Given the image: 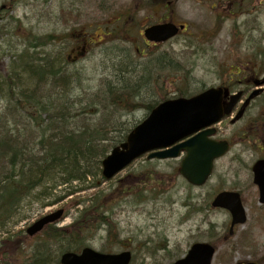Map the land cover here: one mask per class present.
Masks as SVG:
<instances>
[{"label":"rangeland","instance_id":"374dc122","mask_svg":"<svg viewBox=\"0 0 264 264\" xmlns=\"http://www.w3.org/2000/svg\"><path fill=\"white\" fill-rule=\"evenodd\" d=\"M137 1L0 0V7L6 6L0 22V76L7 73L14 59L12 55L24 51L32 36L40 37L39 41L43 42L48 34L61 35L70 28H76L77 34L87 32L91 34L90 37L101 35L99 38H102V35L112 31V18L119 20V12L127 10L129 6L137 7ZM224 5L227 11L231 7L226 0ZM221 7V0H176L177 19L189 23L187 35L185 33L159 47L147 48L144 44L147 48L144 56L141 55L143 29L140 27L155 22L157 13L150 10L138 12L136 17L139 23L131 32L125 33L122 27L117 28L123 36L109 35L99 41L86 57L69 68L79 72L83 87L89 91L95 90L102 77L115 70L119 60L141 75H147L151 67L157 68L153 81L147 80L152 87L142 90L143 93L150 91L145 102L159 101L160 94L163 93H169L173 97L183 90L193 93L206 86L216 85L222 79L223 58H231L236 53V41L240 40L246 45L249 43L248 37L255 38L264 33V15L261 25L254 16L248 17L247 14L239 17L234 12L220 18L218 14L220 15ZM63 10H74L80 14V18L71 21L67 27L62 18ZM222 20L223 25L216 35L217 23L222 24ZM244 20L246 23H242ZM106 21L107 26L98 30L92 28L93 24L102 26ZM86 23L92 25L87 26ZM202 31L208 33L209 39L201 43L198 41L203 54L193 52L192 46L198 33ZM171 76L174 77L172 83ZM1 104L2 102L0 112L4 105ZM145 116L146 110L142 106L132 112H123L120 119L122 126L114 130V136L118 137L127 126L136 124ZM180 161L181 159L147 160L143 157L113 179L98 181L96 188L83 190L54 205L43 207L41 203L28 201L21 213L25 217L4 230L17 232L25 229L40 216L59 207H65L67 215L58 226H67L80 215L82 206L78 205L79 200L87 199L100 191L113 192L109 197L112 200L111 221L115 224L117 237L121 242H115L117 239L113 238L110 244L108 227L104 226L88 242L96 249L114 252L131 250L134 259L132 264H168L176 256L186 253L194 241L216 239L213 242L218 245V252L213 264H240L247 259L264 264V205L258 201L251 175L247 172L227 171L225 160L217 161L214 175L206 185L194 187L177 173ZM150 172L158 178L160 186H157V182L153 186L145 185L144 176ZM222 183L238 187L246 196L248 220L245 225L237 227L238 232L234 238H228L227 235L230 226L229 212L207 206ZM148 186L152 190L147 194ZM81 187L83 185L76 189ZM260 218L262 227L259 226ZM210 228L214 231L212 236ZM245 231L251 232V243L242 244L243 236L240 238V235ZM6 235L7 233H0V241ZM229 249L232 253L227 260Z\"/></svg>","mask_w":264,"mask_h":264},{"label":"trees","instance_id":"16d2710c","mask_svg":"<svg viewBox=\"0 0 264 264\" xmlns=\"http://www.w3.org/2000/svg\"><path fill=\"white\" fill-rule=\"evenodd\" d=\"M122 28L125 33L132 31L126 25ZM112 35L123 36L117 29ZM29 49L35 46L18 53L16 63L0 76V102L4 104L0 112V233H7L0 241V264H60L61 253L82 249L104 226L110 244L113 238L121 242L111 221L113 192L100 191L79 200L80 215L71 224H49L33 239L24 230L4 229L25 217L21 213L28 201L46 207L97 187L103 180L102 160L134 125L115 137L122 113L139 106L147 113L159 103L145 102L150 91L142 92L152 87L147 80L153 81L157 68L141 75L117 56L119 65L89 91L78 72ZM167 97L160 94L162 100ZM145 181V185H161L153 172ZM151 186L146 187L147 194Z\"/></svg>","mask_w":264,"mask_h":264},{"label":"water","instance_id":"95a60500","mask_svg":"<svg viewBox=\"0 0 264 264\" xmlns=\"http://www.w3.org/2000/svg\"><path fill=\"white\" fill-rule=\"evenodd\" d=\"M184 28V25L177 26L173 23L155 25L146 29L145 35L151 41H165ZM221 117V88H211L191 98L166 100L157 105L149 116L129 133L126 141L116 146L103 160V176L111 179L135 158L150 151L152 153L148 155V159L177 158L185 152L179 172L190 183L203 185L212 172L214 160L227 150L226 143L209 138L215 129H205L218 122ZM201 129L205 130L198 132ZM195 132L197 134L194 137L183 140ZM256 182L260 185L261 201L264 202V179L260 173L256 175ZM213 205L232 212V233L236 224L246 221L238 193L222 192ZM63 214L64 209H59L43 216L27 228V233L30 236L36 235L47 224L61 219ZM214 253L215 248L211 244L195 243L185 258L172 264H211ZM60 261L62 264H130L131 253H103L92 247H85L80 253H63Z\"/></svg>","mask_w":264,"mask_h":264},{"label":"flooded vegetation","instance_id":"af4514ba","mask_svg":"<svg viewBox=\"0 0 264 264\" xmlns=\"http://www.w3.org/2000/svg\"><path fill=\"white\" fill-rule=\"evenodd\" d=\"M263 4L264 0H239L237 8L248 5L250 13L259 14ZM171 5L169 1L165 3L167 11L159 23L172 21ZM224 7L222 0V10ZM247 39L249 43L238 42L236 53L222 61L223 113L215 139L229 142V151L220 159L225 160L227 171L253 174L255 165L264 161V33ZM90 46L87 41L71 46L65 52L67 63L79 60Z\"/></svg>","mask_w":264,"mask_h":264}]
</instances>
